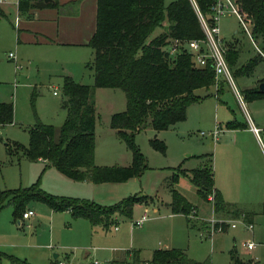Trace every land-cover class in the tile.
Returning a JSON list of instances; mask_svg holds the SVG:
<instances>
[{"label":"rangeland","instance_id":"obj_1","mask_svg":"<svg viewBox=\"0 0 264 264\" xmlns=\"http://www.w3.org/2000/svg\"><path fill=\"white\" fill-rule=\"evenodd\" d=\"M170 1L164 0V4ZM7 3L10 1L4 4ZM4 8V14L0 15V103L11 104L12 121L0 124V190L34 186L58 198L90 202L91 197L97 196L88 191L86 183L63 176L47 162L30 159L26 149L29 128L36 122L51 125L55 130L62 124L65 117L62 106L65 97L61 89L64 75L77 83L92 85L91 48L87 42L86 45L69 44L67 41L73 32H60L57 39L61 44L58 45L51 42L28 44L22 41L28 32L18 31L14 23L17 16L15 6L6 5ZM217 29L221 45L236 51L232 66L235 70L228 66L232 84L222 77L216 81L213 78V85L194 90L198 100L190 104L185 119L180 123L164 130L145 126L137 131L133 135V143L144 158L145 168L140 175L124 182L102 184V206L129 195H145L147 200L144 203H148L146 220L140 226H131L141 212V206L131 210L130 217L115 215L116 218L112 217L102 232L98 229L93 233L86 229L84 234H79L69 212L52 210L41 201L32 200L14 218L13 204L5 199L0 206V253L3 254L0 264H12L10 257L24 259L29 264H53V253L58 254L57 259L76 260V254L102 252V247H114L116 253L123 254L124 260L130 264L135 259L149 264L143 261L150 259L152 251L167 246L185 249L186 257L198 264H235L234 258L242 263L264 264V213L250 206L255 211L251 220L241 213L229 221L228 217L214 216L211 204H203L187 179L174 183L170 179L172 168L177 165L182 168L199 167L205 162L203 155H210L213 174L217 179L222 177V154L227 146L211 140L207 133L214 124L224 129L226 119L244 116V109L232 85L247 105L249 102L244 98V90L258 86L259 76H264V59L259 57L256 49L264 55V43L251 35L255 47L237 17L229 11L218 19ZM78 32L76 28L75 33ZM8 53L13 57H8ZM250 59H256L252 71L235 73ZM220 80L223 83L216 96L214 85ZM91 99L95 116L93 163L97 166L130 165V149L110 127L112 114L125 109L123 92L117 88L95 87ZM254 102L263 105V101ZM153 138L163 142L164 152L149 144ZM172 187L195 210V218L171 215L165 203L171 201ZM238 205L242 209L249 208L245 204ZM27 209L32 211L31 216L25 214ZM213 217L229 222L226 232L208 234V220ZM248 222L252 224L251 231L244 227ZM247 240L253 242V249H245L243 244ZM93 257L89 258L103 262L102 258Z\"/></svg>","mask_w":264,"mask_h":264},{"label":"trees","instance_id":"obj_2","mask_svg":"<svg viewBox=\"0 0 264 264\" xmlns=\"http://www.w3.org/2000/svg\"><path fill=\"white\" fill-rule=\"evenodd\" d=\"M214 0H96L95 26L87 45L92 51V85L75 82L70 76L62 77V106L65 117L55 130L51 125L36 122L29 128L27 156L43 159L62 175L75 180L92 183L124 182L138 176L145 168L143 156L133 143V135L150 126L153 130H164L185 119L186 108L198 100L194 90L214 84L210 62L193 66L191 55L181 51L169 56L167 47L171 40L203 39L196 10L209 19ZM243 20L248 24L250 35L264 43V0H234ZM194 3V4H193ZM18 9L30 7L28 0H18ZM2 14L0 10V15ZM236 51L226 49L225 58L229 67L236 59ZM256 59H250L238 67L235 73L250 72ZM120 89L125 97V109L114 113L110 127L131 151L128 166H97L93 163L94 151V104L93 88ZM244 97L258 99L264 91L257 88L244 90ZM12 106L0 103V124L11 123ZM242 126V124H236ZM149 144L164 152L162 141L150 139ZM205 162L190 170L172 168L170 179L174 183L177 174L188 176L196 188L199 198L207 201L212 194L215 214L228 211L219 191L213 186L210 155L201 156ZM172 213L186 216L191 205L171 188ZM5 199L13 204L12 215L16 218L24 211L27 202L36 200L52 210H68L72 217H85L93 226L106 227L114 215L130 217L135 203L145 202V195H129L108 206H99L76 198H58L34 186L25 189L0 190V206ZM264 210V201L262 202ZM245 217V215H244ZM188 222V219H187ZM218 223L214 224V228ZM221 232L227 222L219 224ZM3 255L0 253V256ZM12 264H29L24 259L10 257ZM235 264L242 263L237 258ZM149 264H198L189 260L183 250L176 248L155 249ZM53 264H56L55 261ZM109 264H130L125 260L110 261ZM131 264H142L137 259Z\"/></svg>","mask_w":264,"mask_h":264},{"label":"crops","instance_id":"obj_3","mask_svg":"<svg viewBox=\"0 0 264 264\" xmlns=\"http://www.w3.org/2000/svg\"><path fill=\"white\" fill-rule=\"evenodd\" d=\"M7 1L8 0L0 2V10L2 12L1 15L4 14V7L6 5L9 6L13 4L15 6V11L17 14V16H15L17 17V30H24L28 32L22 37V41L28 44H36L41 42L46 44L51 42L52 44L58 45L61 44V41L57 39V36H59L60 32H73L70 40L67 42L72 45H86L87 40L94 31L96 0H28V4L33 5L23 8L22 10L18 9V0H9L10 4H4ZM76 28L79 30L78 33H75ZM30 33L32 35H30ZM258 55L264 59V55ZM231 68L233 71L235 70L234 67ZM259 78L260 79L257 80L258 83L264 81L263 75L261 77L259 76ZM222 83L223 80H220V82H217L214 85L216 96L218 95L217 92L220 93L221 91ZM251 88H257V86ZM244 98L249 102L247 105L246 103H243L241 97L238 99L244 109V116L241 118L233 116L232 119H226L224 129L220 127V131L216 137H211V140L224 143L227 146L223 150L222 154L223 171L222 177L219 179H217L215 174H213V159H211V163L213 186L219 191L223 201L228 204V211L215 214L213 212L212 204L210 202L209 203L211 204V209L214 216H221L224 218L228 217V221L237 218L240 213L245 214V218L247 220H251L255 214L253 209L255 207L256 210H260V212L264 213L262 208V202L264 201V190L262 186V178L264 175V97L258 99H253L250 97ZM254 101H263V105L255 104ZM189 106L186 108V114ZM177 123L180 122L174 123L169 128L175 126ZM236 124H242V126H236ZM215 125L217 124H214V126ZM38 160L46 163V161L43 159L38 158ZM48 166L51 165L48 164ZM177 166L180 167V165ZM180 169L187 171L193 168L180 167ZM172 173H174L173 169L171 171V175ZM182 178L187 179L196 192L195 186L191 184L186 174L178 173L176 182L179 180L181 181ZM81 182L86 183L88 191L93 192V196H97L91 197L92 201L90 202L102 206V184L106 182L92 183L89 180H82ZM202 202L204 204L206 201L202 200ZM238 203L245 204L249 208L242 209ZM147 205L148 203L141 202L135 203L132 206V210L142 206L141 212L139 215H136L135 218H138L142 214L146 213ZM165 206L169 207V202L165 203ZM250 206H253V208ZM63 211L69 212L68 210ZM153 211L155 210L153 209ZM174 214L181 216L180 213L171 212V215ZM113 217L114 219L116 218L115 215ZM73 218L72 224L75 226L79 234H84L86 229L96 233L98 229L102 232L105 228L100 224L92 226L85 217ZM228 221H226L227 226L223 232H226L228 229ZM114 230H116V226H114ZM163 248L169 249L170 247L167 246ZM180 250L185 252V249ZM128 255L130 254L128 253ZM57 256L58 254H56L55 258L52 257L53 261L57 260ZM93 256L100 257L105 262L125 259L123 254L116 253V249H114V247H102V252L96 251L92 254L89 252H81L79 255L76 254L74 257H76V260L84 262L92 259L89 257ZM149 260L147 259L143 262H148Z\"/></svg>","mask_w":264,"mask_h":264},{"label":"built area","instance_id":"obj_4","mask_svg":"<svg viewBox=\"0 0 264 264\" xmlns=\"http://www.w3.org/2000/svg\"><path fill=\"white\" fill-rule=\"evenodd\" d=\"M4 0H0L2 2ZM211 14L209 16V19H205L201 16V14L196 10L198 14V19L200 22V25L202 27V30L204 32V38L203 39H190V40H178L173 39L170 41L167 52L169 56H175L177 53L181 51H186L191 55V60L193 66H203L207 61L210 62V67L213 71V78L218 80L219 77H222L225 81L232 84L230 71L227 65V62L225 60V52L226 48L221 45V40L217 36V22L218 19L223 16L227 11L234 14L238 22L244 31V33L251 39V35L249 32L248 24L243 20V15L239 13L237 5L235 4L234 0H214L210 7ZM206 22H209L206 24ZM14 23H17V17L14 18ZM254 44V42L252 41ZM255 46V44H254ZM256 47V46H255ZM258 54L262 55L261 51L256 47ZM8 57L12 58V54L8 53ZM235 95L240 99V96L234 86L232 85ZM53 94L56 92L53 91ZM220 131V127L218 125H215L213 130L211 132H208L207 135H210L212 138H215L218 132ZM201 135H203V132H200ZM262 186L264 190V175L262 178ZM207 201L212 202V194H209L207 196ZM190 215H186V217L195 218V210L191 208ZM25 214L27 216L32 215V211L27 209ZM146 219V214H142L135 220L131 222V226H140L143 221ZM209 221V227L207 228L208 234L210 235L212 232L218 231L221 232L220 223L226 222L224 220H218L213 217ZM218 223L216 228H214V224ZM245 229L248 231L252 230V224L248 222L245 226ZM243 246L246 250H251L254 247L253 242L250 240H247L244 242ZM56 264H109V262H100L96 259H90L89 261H78V260H72L68 258H62L57 259L55 261ZM146 264V263H145Z\"/></svg>","mask_w":264,"mask_h":264},{"label":"water","instance_id":"obj_5","mask_svg":"<svg viewBox=\"0 0 264 264\" xmlns=\"http://www.w3.org/2000/svg\"><path fill=\"white\" fill-rule=\"evenodd\" d=\"M257 89H258L259 91H264V81H262V82H260V83L258 84ZM52 257L55 258V257H56V254L53 253V254H52Z\"/></svg>","mask_w":264,"mask_h":264}]
</instances>
